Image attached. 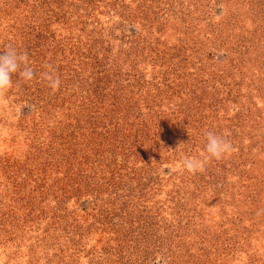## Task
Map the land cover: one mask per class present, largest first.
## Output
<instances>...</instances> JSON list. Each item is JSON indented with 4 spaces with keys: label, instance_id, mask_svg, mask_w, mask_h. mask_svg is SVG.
<instances>
[{
    "label": "rangeland",
    "instance_id": "1",
    "mask_svg": "<svg viewBox=\"0 0 264 264\" xmlns=\"http://www.w3.org/2000/svg\"><path fill=\"white\" fill-rule=\"evenodd\" d=\"M5 47L0 264H264V0H0Z\"/></svg>",
    "mask_w": 264,
    "mask_h": 264
},
{
    "label": "clouds",
    "instance_id": "2",
    "mask_svg": "<svg viewBox=\"0 0 264 264\" xmlns=\"http://www.w3.org/2000/svg\"><path fill=\"white\" fill-rule=\"evenodd\" d=\"M46 71L40 74L53 92L59 90L61 81L50 64L45 65ZM13 76L22 78L25 82H30L36 77V72L29 63L27 51H17L15 47H5L0 51V97H3L13 87ZM205 160L223 159L232 151L231 141L213 131L204 133ZM184 170L190 173L204 170V163L196 158H185L183 161Z\"/></svg>",
    "mask_w": 264,
    "mask_h": 264
}]
</instances>
